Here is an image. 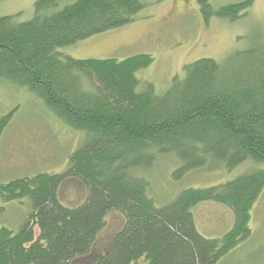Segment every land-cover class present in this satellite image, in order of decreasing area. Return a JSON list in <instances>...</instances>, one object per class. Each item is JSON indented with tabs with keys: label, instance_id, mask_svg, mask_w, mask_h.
Returning a JSON list of instances; mask_svg holds the SVG:
<instances>
[{
	"label": "trees",
	"instance_id": "trees-1",
	"mask_svg": "<svg viewBox=\"0 0 264 264\" xmlns=\"http://www.w3.org/2000/svg\"><path fill=\"white\" fill-rule=\"evenodd\" d=\"M198 2L206 24L239 20L252 6L246 0L214 10L210 0ZM60 5L39 0L29 21L21 14L0 18V82L30 91L87 139L63 173L0 186L6 202L31 204L18 231L0 228V264H219L251 237L264 170L187 189L163 206L149 196L148 180L139 173L165 156L179 162V180L264 163V33L256 29L250 44L224 63L204 58L186 65L183 78L159 94L152 84L139 90L137 75L153 64L150 55L78 60L61 52L135 23L145 7L141 0ZM14 115L0 117V139ZM72 179L86 195L68 207L60 192ZM205 203L234 213V227L221 239L198 230L193 210Z\"/></svg>",
	"mask_w": 264,
	"mask_h": 264
},
{
	"label": "rangeland",
	"instance_id": "rangeland-1",
	"mask_svg": "<svg viewBox=\"0 0 264 264\" xmlns=\"http://www.w3.org/2000/svg\"><path fill=\"white\" fill-rule=\"evenodd\" d=\"M37 1L0 0V18L21 14L22 21H29ZM75 1L61 0L59 8ZM141 1L145 7L135 23L66 47L61 52L78 60L123 61L150 55L153 64L137 75L141 81L139 90L152 84L163 94L175 77L183 78L186 65L204 58L224 63L250 44L248 38L256 29L264 33V0H252V6L239 20L213 18L208 24L203 20L198 0ZM243 1L246 0H210L214 10ZM49 110L30 91L0 82V117L15 111L0 139V186L41 173H63L70 157L85 143V133L68 127ZM179 167L175 157L165 156L150 170L139 173L148 180V194L158 205L170 203L187 189L210 188L250 171L264 170V163L247 162L233 171H199L180 180L176 178ZM85 195L84 186L75 179L67 181L60 192L62 202L68 207L79 205ZM30 212L29 199L6 202L0 197V228L18 231ZM193 212L198 230L206 238L221 239L234 227V213L226 206L205 203ZM251 214V237L219 264H264V191ZM116 218L111 215V223ZM112 228L103 239L109 237Z\"/></svg>",
	"mask_w": 264,
	"mask_h": 264
}]
</instances>
